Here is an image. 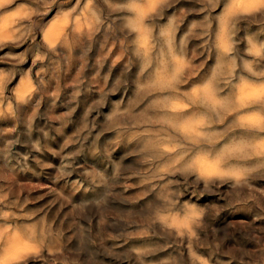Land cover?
Wrapping results in <instances>:
<instances>
[{"label":"rangeland","instance_id":"obj_1","mask_svg":"<svg viewBox=\"0 0 264 264\" xmlns=\"http://www.w3.org/2000/svg\"><path fill=\"white\" fill-rule=\"evenodd\" d=\"M0 1V264H264V0Z\"/></svg>","mask_w":264,"mask_h":264},{"label":"bare ground","instance_id":"obj_2","mask_svg":"<svg viewBox=\"0 0 264 264\" xmlns=\"http://www.w3.org/2000/svg\"><path fill=\"white\" fill-rule=\"evenodd\" d=\"M149 1H152V0H149ZM232 1H233V0H232ZM256 1H258V0H236V1H235V5H236V6H239V7H247V6L253 5ZM0 2H1V1H0ZM2 2H3V1H2ZM16 4H17V3H16ZM75 4H76V3H75ZM233 4H234V3H233ZM33 6H34V5H33ZM84 6H85V5H84ZM62 7H63V6H62ZM87 7H88V5H87ZM232 7H234V6H232ZM68 8H69V7H68ZM85 8H86V7H85ZM88 8H89V7H88ZM234 8H235V7H234ZM21 9H22V8H21ZM57 9H58V8H57ZM73 9H74V7H73ZM78 9H79V8H78ZM137 9H138V8H137ZM239 9H240V10H244V9H241V8H239ZM257 9H258V8H257ZM19 10H20V9L18 8V11H19ZM71 10H72V9H71ZM88 10H89V9H88ZM88 10H87V11H88ZM138 10H139V9H138ZM228 10H229V7H228ZM252 10H253V9H252ZM20 11H22V10H20ZM57 11H58V10H57ZM83 11H84V10H83ZM85 11H86V9H85ZM85 11H84V12H85ZM253 11H254V10H253ZM13 12H14V11H13ZM67 12H68V11H67ZM0 13H1V12H0ZM17 13H18V12H17ZM17 13H15V16H16ZM20 13H21V12H20ZM137 13H139V12H137ZM64 14H65V13H64ZM64 14L62 13V17H65V16H63ZM1 15H2V14H1ZM6 15H7V14H6ZM12 15H13V14H12ZM17 15H18V14H17ZM20 15H21V14H20ZM80 15H81V14H80ZM91 15H92V14H91ZM138 15H139V14H138ZM4 16H5V15H4ZM10 16H11V14H10ZM13 16H14V15H13ZM13 16H12V17H13ZM15 16H14V17H15ZM18 16H19V15H18ZM23 16L25 17V16H27V15H22V17H23ZM56 16H58V15H56ZM1 17H2V16H1ZM6 17H7V16L4 17V18H5L4 21L7 20ZM8 17H9V15H8ZM12 17H11V18H12ZM24 17H23V19H24ZM29 17H30V16H29ZM87 17H88V16H87ZM11 18H9V20H10ZM15 18H16V17H15ZM17 18H19V17H17ZM25 18H26V17H25ZM77 18H79V17H77ZM83 18H84V17H83ZM85 18H86V16H85ZM85 18H84V19H85ZM94 18H95V17H94ZM2 19H3V18H2ZM2 19H1V20H2ZM13 19H14V18H13ZM56 19H57V18H56ZM56 19H55V20H56ZM71 19H72V17H71ZM87 19H88V18H87ZM35 20H36V18H35ZM43 20H44V19H43ZM47 20H48V19H47ZM63 20H64V19H63ZM7 21H8V20H7ZM7 21H6V22H7ZM14 21H15V20H14ZM41 21H42V20H41ZM56 21H58V20H56ZM56 21H55V22H56ZM61 21H62V20L59 21V24H58V25H57L58 22H56V26H60V27H61V24H60ZM73 21H74V20H73ZM90 21H91V20H90ZM94 21H95V19H94ZM97 21H98V20L96 19V22H97ZM1 22H2V21H1ZM9 22H10V21H9ZM53 22H54V21H53ZM62 22H63V21H62ZM71 22H72V21H71ZM84 22L86 23V21H84ZM98 22H99V21H98ZM2 23H3V22H2ZM7 23H8V22H7ZM25 23H26V22H25ZM34 23H35V22H34ZM42 23H43V21H42ZM51 23H52V22H51ZM63 23H65V22H63ZM68 23H69V22H68ZM80 23H81V22H80ZM12 24H13V23H12ZM28 24H29V21H28ZM77 24H78V23H77V20H76V23H75L74 25H77ZM86 24H87V23H86ZM1 25H2V26H1ZM7 25H8V24H7ZM14 25H15V24H14ZM20 25H21V23H20ZM63 25H64V24H63ZM63 25H62V26H63ZM3 26L6 27L5 29L3 28V29L5 30L4 33H6V31H7L6 29L8 28V26H5L4 23H3V24H0V27H1V28H2ZM11 26H12V25H11ZM25 26H26V25H25ZM27 26H28V25H27ZM56 26L53 24V26H52L51 29L54 30V28H55ZM66 26H67V25H66ZM93 26H94V25H93ZM39 27H41V26H39ZM49 27H50V24H49ZM53 27H54V28H53ZM78 27L80 28L81 26H78ZM91 27H92V26H91ZM19 28H20V27H19ZM19 28H18V29H19ZM23 28H24V27H23ZM25 28H26V27H25ZM57 28H58V27H57ZM57 28H56V29H57ZM3 29H2V32H3ZM16 29H17V28L14 29V30H15L14 33L16 32ZM35 29H36V27H35ZM35 29H34V30H35ZM58 29H60V28H58ZM76 29H77V28H76ZM80 29H81V28H80ZM49 30H50V28H49ZM53 30H51V31H53ZM60 30H61V29H60ZM89 30H90V28H89ZM0 31H1V30H0ZM47 31H48V30H47ZM33 32H34V31H33ZM49 32H50V31H49ZM58 32H59V31H58ZM79 32H80V31H79ZM8 33H9V32H7V35H8ZM14 33H13V34H14ZM53 33H54V32H52V34H53ZM59 33H60V32H59ZM59 33H58V34H59ZM0 34H1V33H0ZM35 34H36V33H35ZM50 34H51V33H50ZM50 34L48 33L47 35H49V38H52V37H50ZM58 34H55L56 36H55V35H53V36L59 38ZM78 34H79V33H78ZM89 34H90V33H89ZM4 35H5V34H4ZM4 35L2 34L3 37H4ZM18 35H19V34H18ZM0 36H1V35H0ZM35 36H36V35H35ZM89 36H90V35H89ZM3 37H2V39H3ZM5 37H6V36H5ZM9 37H10V36H9ZM18 37H19V36H18ZM81 37H82V36H81ZM14 38H17V36H16V37H13V39H14ZM4 39H6V38H4ZM19 39H20V38H19ZM19 39H18V40H19ZM34 39H35V37H34ZM53 39H54V38H53ZM55 39H56V38H55ZM0 40H1V38H0ZM16 40H17V39H16ZM16 40H15V41H16ZM32 40H33V39H32ZM56 40H57V39H56ZM222 40L224 41L223 38H222ZM3 41L5 42V40H3ZM10 41H11V40H10ZM35 41H36V40H35ZM47 41H48V40H47ZM51 41H52V39H51ZM143 41H144V40H143ZM220 41H221V40H220ZM0 42H1V41H0ZM39 42H40V41H39ZM44 42H45V41H44ZM141 42H142V40H141ZM7 43H8V42H7ZM11 43H13V42H11ZM55 43H56V41H55ZM223 43H226V42H223ZM223 43H222V45H223ZM249 43H250V42H249ZM52 44H53V43H52ZM52 44H51V45H52ZM49 45H50V43H49ZM4 46H5V44H4ZM32 46H33V45H32ZM52 46H53V45H52ZM54 46H55V44H54ZM54 46H53V47H54ZM223 46H227V45L224 44ZM250 46H251V45H250ZM227 47H228V46H227ZM251 47H252V46H251ZM263 49H264V48H263ZM45 50H46V49H45ZM248 52H249V49H248ZM251 52H252V50H251ZM253 52H254V50H253ZM251 54H252V53H251ZM254 54H257V53H254ZM175 56H176V55H175ZM255 56H256V55H255ZM258 57H259V56H258ZM35 60H36V58H35ZM163 60H164V59H163ZM242 60H243V59H242ZM175 61H176V60H175ZM175 61H174V63H175ZM261 61H262V60H261ZM261 61H260V62H261ZM12 62H13V61H12ZM176 62H177V61H176ZM178 62H179V61H178ZM178 62H177V63H178ZM251 62H252V61H251ZM45 63H46V62H45ZM244 63H245V62H244ZM0 64H1V63H0ZM11 64H12V63H11ZM11 64H10V65H11ZM31 64H32V63H31ZM23 65H24V64H23ZM161 65H163V64H161ZM245 65H246V63L244 64V66H245ZM175 66H176V65H175ZM247 66H248V65H247ZM247 66H246V67H247ZM252 66H253V65H252ZM34 68H35V67H34ZM176 68H177V67H176ZM176 68H175V69H176ZM178 68H179V67H178ZM175 69H174V70H175ZM18 70H19V69H18ZM174 70H172V71H174ZM249 70H250V72H251V69H249ZM20 71H22V70H20ZM263 71H264V70H263ZM22 72H23V71H22ZM170 72H171V71H170ZM175 72H176V71H174V73H175ZM241 73H242V72H241ZM243 74H244V73H243ZM13 75H14V74H13ZM28 75H29V74H28ZM170 75H171V74H170ZM172 75H174V74L172 73ZM21 76H22V75H21ZM163 76H164V75H163ZM3 77H4V76H3ZM29 77H30V76H29ZM172 77H173V76H172ZM240 77H241V76H240ZM249 77H250V76H249ZM1 78H2V76H1ZM237 78H238V77H237ZM242 78H243V77H242ZM253 78H254V77H253ZM8 79H9V78H8ZM40 79H41V78H40ZM40 79H39V80H40ZM45 79H46V78H45ZM240 79H241V78H240ZM4 80H5V79H4ZM13 80H14V79H13ZM25 80H26V79H25ZM166 80H168V79H166ZM256 80H257V78H256ZM29 81H30V79H29ZM41 81H42V80H41ZM170 81H171V80H170ZM172 81H173V80H172ZM0 82H1V81H0ZM20 82H21V81H20ZM22 82H23V81H22ZM168 82H169V81H168ZM243 82H245V81H243ZM45 83H46V82H45ZM250 83H251V82H250ZM5 84H6V83H5ZM247 84H248V83L243 84V87L241 86L242 89H240V90H241V91H240V94H239L240 96H238L239 98H236V99H240L241 102H243L244 106L250 108V106L252 105V103H253V102H257V101H258V96L260 95L259 97H261L262 94H260V92L257 90L258 87L256 88V87L254 86V87H255V89H254V88H252V86L250 87V86L247 85ZM262 84H263V83H262ZM23 85H24V84H23ZM236 85H237V84H236ZM250 85H251V84H250ZM256 85H257V84H256ZM263 85H264V84H263ZM27 86L30 87V85H27ZM203 86L205 87L206 84L203 85ZM207 86H208V85H207ZM17 87H18V86H17ZM23 87H24V86H23ZM29 87H28V90H29ZM201 87H202V86H201ZM241 87H240V88H241ZM260 87H261V86H260ZM263 87H264V86H262L261 88L264 89ZM18 88H19V87H18ZM18 88H17V89H18ZM36 88H37V87H36ZM202 88H203V87H202ZM207 88H208V87H207ZM207 88H206L205 91H206V94H207V97H208V92H212V91L210 90V91L207 92V90H209V89H211V88H213V87H209L208 89H207ZM17 89H16V90H17ZM24 89H26V88L24 87ZM262 89H261V90H262ZM18 90L20 91V89H18ZM28 90H25V91H28ZM30 90H31V89H30ZM201 90H202L203 92H205L204 89H201ZM213 90H214V89H213ZM21 91H23L22 88H21ZM21 91H20V93H21ZM32 91H33V90H32ZM42 91H43V90H42ZM46 91H47V90H46ZM23 92H24V91H23ZM23 92H22V93H23ZM203 92H202V93H203ZM0 93H1V92H0ZM20 93H19V97H20ZM36 93H37V92H36ZM196 93H198V92H197V89H196ZM23 94H24V93H23ZM25 94L27 95V93H25ZM203 94H204V96H206L205 93H203ZM203 94H202V95H203ZM0 95H2V94H0ZM8 95H9V94H8ZM209 95H210V94H209ZM212 95H213V94L211 93V95H210L209 97L212 98V97H213ZM214 96H215V95H214ZM43 97H44V96H43ZM48 97H49V95H48ZM24 98H25V97H24ZM24 98H23V99H24ZM205 98H206V97H205ZM205 98H204V100H207V99H205ZM211 98H210V99H211ZM215 98H216V97H215ZM45 99H46V97H45ZM219 99H220V98H219ZM20 100H21V99H20ZM213 100H214V99H213ZM220 100H221V99H220ZM220 100H219V101H220ZM240 100H239V102H240ZM48 101H50V100H48ZM210 101H211V100H210ZM210 101H209V103H211ZM219 101H217V102H219ZM235 101H236V100H235ZM14 102H15V101H14ZM214 102H215V101H214ZM261 102H262V101H261ZM3 103H4V102H3ZM11 103H12V102H11ZM22 103H23V102H22ZM215 103H216V102H215ZM222 103H223V102H222ZM39 104H40V103H39ZM44 105H47V103L44 104ZM183 105H184V104H183ZM212 105H213V104H212ZM48 106H49V104H48ZM181 106H182V105H181ZM177 107H178V106H177ZM2 108H3V107H2ZM34 108H35V107H34ZM178 109H179V108H178ZM42 110H44V109H42ZM7 111H9V109H8ZM15 111H16V110H15ZM40 111H41V110H40ZM48 111H49V110H48ZM35 112H36V111H35ZM42 112H43V111H42ZM46 112H47V111H46ZM254 112H255V111H254ZM257 112H258V111H257ZM38 113H39V112H38ZM215 113H216V112H215ZM255 113H256V112H255ZM255 113H254L253 115H255ZM43 114H45V113H43ZM193 114H194V113H193ZM257 114H258V113H257ZM257 114H256L255 117H254V116L252 115V112H251L250 116H253V117H251V119L256 118V116H259V115H257ZM41 115H42V114H41ZM45 115H46V114H45ZM191 115H192V114H191ZM200 115H201V114H200ZM246 115H248V114H246ZM31 116H32V115H31ZM47 116H48V114H47ZM192 116H193V115H192ZM197 116H198V115H197ZM244 116H245V114H244ZM259 117L261 118L262 116H259ZM16 118H17V117H16ZM185 118H186V117H185ZM263 118H264V117H262V119H263ZM30 119H31V117H30ZM49 119H50V117H49ZM183 119H184V118H182V120H183ZM187 119H188V120H187ZM187 119H186L187 122H186V120L184 119L185 122H186V124H188V122L191 123L192 120L196 121V120L194 119V117H193V119H192V118H190V117L188 116ZM189 119H190V121H189ZM191 119H192V120H191ZM202 119H203V118H202ZM205 119H206V118H205ZM205 119H204V120H205ZM34 120H35V119H34ZM36 120H37V119H36ZM38 120H39V119H38ZM204 120H202V121H204ZM243 120H244V119H243ZM259 120H260V119H258V121H259ZM33 122H34V121H33ZM39 122H40V121H39ZM49 122H50V121H49ZM171 122H172V121H171ZM192 122H193V121H192ZM233 122H234V121H233ZM240 122H241V121H240ZM23 123H24V122H23ZM23 123H22V124H23ZM45 123H46V122H45ZM190 123H189V124H190ZM197 123H199V122H197ZM253 123H254V122H253ZM255 123H256V121H255ZM43 124H44V123H43ZM51 124H52V123H51ZM174 124H175V123H174ZM179 124H180V123H179ZM192 124H194V123H192ZM247 124H248V123H247ZM259 124H261V123H259ZM29 125H31V124H29ZM44 125H45V124H44ZM44 125H43V126H44ZM49 125H50V124H49ZM180 125H181V124H180ZM200 125H201V124H200ZM257 125H258V124H257ZM52 126H53V125H52ZM184 126H185V123H184V125H182V127H184ZM188 126H189V125H188ZM198 126H199V125H198ZM258 126H259V125H258ZM23 127H24V126H23ZM37 127H38V126H37ZM45 127H46V126H45ZM24 128H25V127H24ZM185 128H186V127H185ZM185 128H184V129H185ZM189 128H190V127H189ZM22 129H23V128H22ZM40 129H41V128H40ZM40 129H39V130H40ZM43 129H46V128L43 127ZM47 129H49V128H47ZM187 129H188V128H187ZM201 129H202V128H201ZM37 130H38V129H37ZM49 130H50V129H49ZM22 131H23V130H22ZM32 131H33V130H32ZM41 131H42V130H41ZM41 131H40V132H41ZM65 131H66V130H65ZM184 131H185V130H184ZM17 132H18V131H17ZM17 132H15V133H17ZM47 132H48V131H47ZM26 133H30V132H26ZM64 133H65V132H64ZM64 133H63V134H64ZM188 133H189V132H188ZM199 133L202 134L203 131H202V132L200 131ZM199 133H198L197 135H199ZM205 133H206V132H205ZM207 133H208V132H207ZM207 133H206V134H207ZM24 134H25V132H24ZM24 134H23V135H24ZM19 135H20V134H19ZM33 135H34V134H33ZM38 135H39V134H38ZM50 135H51V134H50ZM209 135H210V134H209ZM11 136H12V135H11ZM43 136H44V135H43ZM43 136H42V137H43ZM63 136H64V135H63ZM236 136H237V135H236ZM13 137H14V135H13ZM24 137H25V136H24ZM24 137H23V138H24ZM28 137H29V135H28ZM52 137H53V136H52ZM205 137H206V136H205ZM44 138H45V137H44ZM63 138H64V137H63ZM63 138H62V139H63ZM37 139H38V138H37ZM47 139H48V138H47ZM62 139H61V140H62ZM35 140H36V136H35ZM44 140H45V139H44ZM48 140H49V139H48ZM51 140H53V139H51ZM58 140H59V139H58ZM225 140H226V138H225ZM231 140H232V139H231ZM242 141H243V140H242ZM242 141H241V142H242ZM43 142H44V141H43ZM57 142H58V141H57ZM72 142H74V141H72ZM230 142H231V141H230ZM263 142H264V141H262V143H263ZM28 144H29V143H28ZM229 144H231V143H229ZM238 144H239V141H238ZM241 144H242V143H241ZM243 144H244V143H243ZM223 145H224V144H223ZM234 145H235V143H234ZM246 145H247V144H246ZM237 146H238V145H237ZM239 146H241V145H239ZM242 146H243V145H242ZM223 147H224V146H222L221 149H222ZM226 147H227V146H226ZM226 147H225V148H226ZM244 147H245V146H244ZM15 148H16V146H15ZM58 148H59V147H58ZM237 148H238V147H237ZM59 149H60V148H59ZM234 149H235V147H234ZM31 150H32V149H31ZM33 150H34V149H33ZM70 150H71V148H70ZM232 150H233V148H232ZM218 151H219V150H218ZM224 151H226V150L224 149ZM263 151H264V150H263ZM167 152H170V151H167ZM167 152H166V153H167ZM221 152H222V151H221ZM23 153H24V152H23ZM35 153H36V152H35ZM160 153H161V152H160ZM202 154H203V153H202ZM204 154H205V153H204ZM218 154H219V153H218ZM221 154L223 155V154H225V152L220 153L219 156H221ZM230 154H231V153H230ZM72 155H73V154H72ZM75 155H76V154H75ZM208 155H210V154H208ZM240 155H241V154H240ZM85 156H86V155H85ZM199 156H200V155H199ZM214 156H216V155H214ZM214 156H213V157H214ZM217 156H218V155H217ZM217 156H216V157H217ZM229 156H230V155H229ZM18 157H19V156H18ZM18 157H17V158H18ZM23 157H24V156H23ZM46 157H47V156H46ZM176 157H177V156H176ZM176 157H175V158H176ZM179 157H180V156H179ZM193 157H194V156H193ZM11 158H12V157H11ZM86 158H87V157H86ZM86 158H85V159H86ZM173 158H174V157H173ZM206 158H207V157H206ZM214 158H215V157H214ZM67 159H68V158H67ZM176 159H177V158H176ZM192 159H195V157L192 158ZM197 159H198V158H197ZM212 159H213V158H212ZM217 159H218V158H217ZM16 160H17V159H16ZM22 160H23V159H22ZM64 160H65V159H64ZM189 160H190V159H189ZM204 160H205V159H203L202 161H199V162H198L199 165L197 164V165L199 166V168L202 170L201 172H206V174H207V173H209L210 171H213V173L217 174V173H216L217 170H213L214 168H213V166L210 164V162H206V161H204ZM218 160H219V159H218ZM218 160L214 159V161H216V162H218ZM172 161H173V160H172ZM193 161H194V160H193ZM196 161H197V160H196ZM211 161H212V160H211ZM214 161H213V162H214ZM10 162H11V161H10ZM31 162H32V161H31ZM98 162H99V160H98ZM216 162H215V164H216ZM14 163H15V162H14ZM96 163H97V162H96ZM191 163H192V162H191ZM195 163H197V162H195ZM195 163H194V164H195ZM29 164H30V163H29ZM34 164H35V163H34ZM173 164H174V163H173ZM217 164H218V163H217ZM182 165H183V164H182ZM184 165L186 166V163H185ZM190 165H191V164H190ZM242 165H243V164H242ZM7 166H8V165H7ZM194 166H195V165H194ZM218 166H219V165H218ZM261 166H262V164H261ZM191 167H192V166H191ZM250 167H251V166H250ZM257 167H258V166H257ZM17 168H18V167H17ZM67 168H68V167H67ZM220 168H223V167H220ZM226 168H228V167H226ZM245 168H247V166H246ZM14 169H15V168H14ZM65 169H66V168H64V170H65ZM68 169H69V168H68ZM224 169H225V168H224ZM231 169H233V168L231 167ZM237 169H238V167H237ZM237 169H234V170H237ZM240 169H241V168H240ZM247 169H248V168H247ZM249 169H250V168H249ZM251 169H252V168H251ZM69 170H70V169H69ZM71 170H72V169H71ZM198 170H199V169H198ZM229 170H230V169H229ZM234 170H233V171L230 170V171H232V175H234V174H233V172H235ZM214 171H216V172H214ZM218 171H220V170H218ZM223 171H224V170H223ZM225 171H227V169H226ZM249 171H250V170H249ZM199 172H200V171H199ZM199 172L197 171V173H199ZM28 173H29V172H28ZM210 173H211V172H210ZM210 173H209V174H210ZM223 173H224V172H223ZM225 173H226V172H225ZM225 173H224V174H225ZM227 173H228L229 176H230L231 172L229 173V171H228ZM261 173H262V172H261ZM38 174H39V173H38ZM200 174H202V173H200ZM200 174H199V175H200ZM220 174H221V172H219V176H220ZM224 174H223V175H224ZM235 174H236V173H235ZM238 174H239V173H238ZM22 175H23V173H22ZM72 175H73V174H72ZM199 175L197 174V176H199ZM74 176H75V175H74ZM200 176H201V175H200ZM203 176H205V175H202V177H203ZM211 176H212V175H211ZM214 176H215V175H214ZM225 176H226V174H225ZM41 177H42V176H41ZM209 177H210V176H209ZM221 177H222V175H221ZM226 177H227V176H226ZM232 177H233V176H232ZM243 177H244V176H243ZM235 178H239V176H238V177L235 176ZM16 179H17V178H16ZM24 179H25V178H24ZM203 179H204V178H203ZM240 179H241V178H240ZM205 180H206V179H205ZM238 180H239V179H238ZM261 180H262V179H261ZM77 184H78V183H77ZM24 188H25V187H24ZM25 189H26V188H25ZM127 190H128V189H127ZM6 191H7V190H6ZM32 192H33V191H32ZM20 195H21V193H20ZM78 196H80V195H78ZM3 197H4V196H3ZM9 197H10V196H9ZM12 197H13V196H12ZM15 197H16V196H15ZM6 198H7V197H6ZM6 198H5V199H6ZM79 199H80V198H79ZM32 200H33V199H32ZM0 201H1V200H0ZM9 201H10V200H9ZM141 202H142V201H141ZM94 203H95V202H94ZM90 204H91V203H90ZM92 204H93V202H92ZM22 209H23V208H22ZM11 212H12V211H11ZM7 214H8V213H7ZM11 214H12V213H11ZM83 214H84V213H83ZM255 214H256V213H255ZM12 215H13V214H12ZM116 216H117V215H116ZM193 217H194V216H193ZM190 218H191V217H190ZM19 219H20V218H19ZM173 219H174V218H172V220H173ZM30 220H31V219H30ZM173 222H174V220H173ZM30 224H32V223H29V226L31 227ZM32 226H34V225L32 224ZM5 227H6V226H5ZM18 227H19V226H18ZM34 227H35V226H34ZM31 228H32V227H31ZM5 229H6V228H5ZM33 229H34V228H32L31 230H33ZM39 229H40V228H39ZM0 230L2 231V229H0ZM6 230H9V229H6ZM31 230H30V231H31ZM16 231H17V230H16ZM14 232H15V231H14ZM2 233H3V232H2ZM5 233H6V232H5ZM15 233H16V232H15ZM13 234H14V233H13ZM16 234L18 235V233H16ZM43 234H44V233H43ZM14 235H15V234H14ZM14 235H12V236H14ZM0 236L2 237V235H0ZM15 236H16V235H15ZM222 236H223V235H222ZM18 237H19V235L17 236V238H18ZM12 238H13V237H12ZM20 240H21V239H20ZM27 241L29 242V240H27ZM74 241H75V240H74ZM28 242H26V244H27ZM31 242L33 243V241H31ZM118 242H120V240H119ZM0 243H1V242H0ZM15 243H16V242L14 241V244H15ZM115 243H117V242H115ZM10 244H11V243H10ZM28 244H29V243H28ZM247 244H248V243H247ZM16 245H17V243H16ZM18 245H19V244H18ZM18 245H17V246H18ZM23 245H24V244H23ZM29 245H30V244H29ZM29 245H27V246H29ZM31 245H32V244H31ZM31 245H30L29 247H31ZM24 246H26V245H24ZM24 246H22V247H24ZM34 246H35V245H34ZM244 246H245V245H244ZM4 247H5V246H4ZM7 248H9V247L7 246ZM17 248H18V247H17ZM33 248H34V247H33ZM11 249H12V248H11ZM24 249H25V251L27 252L26 249H29V248H27V247L25 248V247H24ZM31 249H32V247H31ZM31 249H30V251H32ZM7 250H8V249H7ZM7 250H5V251H7ZM8 251H9V250H8ZM11 251H13V249L10 250L9 252L11 253ZM18 251H19V250H18ZM18 251H17V252H18ZM25 251H24V252H25ZM17 252H16V254H17ZM20 252H23V250L20 251ZM37 252H38V251H37ZM10 253H8V254H10ZM18 253H19V252H18ZM33 253H35V252H33ZM240 253H241V252H240ZM11 254H12V253H11ZM11 254H10V257H8V258H10V259H12V260L14 261L15 259H14V258H11ZM22 254H23V253H22ZM22 254L20 253V255H22ZM24 254H27V253H24ZM1 255H2V253H1ZM1 255H0V257H1ZM12 255H13V254H12ZM18 255H19V254H18ZM13 256H14V255H13ZM6 257H7V255H6ZM14 257H16V255H15ZM19 258H21V257H19ZM1 259L3 260V258H1ZM5 259H7V258H5ZM16 259H17V258H16ZM7 260H9V259H7ZM20 260H22V259H20ZM5 261H6V260H5ZM5 261H4V262H5ZM18 261H19V260H18ZM2 262H3V261H2ZM4 262H3V263H4ZM14 262H15V261H14ZM205 262H206V261H205Z\"/></svg>","mask_w":264,"mask_h":264}]
</instances>
